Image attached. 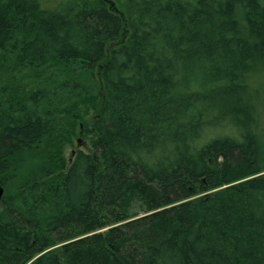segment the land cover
Segmentation results:
<instances>
[{"label": "trees", "instance_id": "16d2710c", "mask_svg": "<svg viewBox=\"0 0 264 264\" xmlns=\"http://www.w3.org/2000/svg\"><path fill=\"white\" fill-rule=\"evenodd\" d=\"M47 65L94 139L0 76V264H264V0H0V71Z\"/></svg>", "mask_w": 264, "mask_h": 264}, {"label": "rangeland", "instance_id": "374dc122", "mask_svg": "<svg viewBox=\"0 0 264 264\" xmlns=\"http://www.w3.org/2000/svg\"><path fill=\"white\" fill-rule=\"evenodd\" d=\"M0 71L1 80L9 81L12 87L34 91L38 87H45L50 97L44 100L40 109L48 113L53 127V142L56 147L62 149L63 160L67 163L72 160L78 151H91L94 134L91 133L90 121L93 117V105L89 96L84 102L77 103L70 90H63L62 86L67 76L76 74L73 69L65 65H47L44 68H28L16 74H9L6 67ZM74 74V75H73ZM85 95V92L83 93ZM89 126V127H87ZM87 127V128H86ZM90 128V129H89ZM89 129V131H87ZM57 140V141H56ZM0 204L17 194L14 183L1 186Z\"/></svg>", "mask_w": 264, "mask_h": 264}, {"label": "water", "instance_id": "95a60500", "mask_svg": "<svg viewBox=\"0 0 264 264\" xmlns=\"http://www.w3.org/2000/svg\"><path fill=\"white\" fill-rule=\"evenodd\" d=\"M2 194V189L0 190V195Z\"/></svg>", "mask_w": 264, "mask_h": 264}]
</instances>
